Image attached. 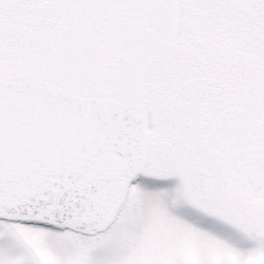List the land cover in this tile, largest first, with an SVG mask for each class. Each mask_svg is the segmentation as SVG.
Masks as SVG:
<instances>
[{"label":"snow or ice","instance_id":"obj_1","mask_svg":"<svg viewBox=\"0 0 264 264\" xmlns=\"http://www.w3.org/2000/svg\"><path fill=\"white\" fill-rule=\"evenodd\" d=\"M0 264H264V0H0Z\"/></svg>","mask_w":264,"mask_h":264}]
</instances>
